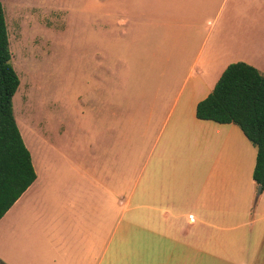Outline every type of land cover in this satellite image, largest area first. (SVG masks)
<instances>
[{
    "label": "crops",
    "instance_id": "obj_1",
    "mask_svg": "<svg viewBox=\"0 0 264 264\" xmlns=\"http://www.w3.org/2000/svg\"><path fill=\"white\" fill-rule=\"evenodd\" d=\"M159 1L88 25L105 37L78 114L99 133L54 138L37 104L36 177L0 218V264H264L256 147L195 114L229 63L264 72V0H228L217 32L221 0Z\"/></svg>",
    "mask_w": 264,
    "mask_h": 264
},
{
    "label": "rangeland",
    "instance_id": "obj_2",
    "mask_svg": "<svg viewBox=\"0 0 264 264\" xmlns=\"http://www.w3.org/2000/svg\"><path fill=\"white\" fill-rule=\"evenodd\" d=\"M0 1L7 27L11 63L20 80L12 101L22 138L27 143L35 139L38 103L39 118L44 120L50 131L53 130L54 138L78 137L81 128L94 133L93 122L90 120L84 126L85 119L86 122L88 120L78 114L82 109L79 98L82 99L86 90L84 68H88V62L98 61L95 52L99 50V40H104L105 36L102 34V39L100 27L92 26V40L89 41L86 35L90 30L88 25L90 21L95 24L101 22V9L104 11L102 21L105 22L107 18L108 23L112 22L111 19L115 17L106 16V12L131 7V0ZM165 2L162 0L158 4L164 8ZM228 4V0L220 2L223 9L215 32L226 17ZM211 42L212 34L205 52ZM23 129L27 130L29 138H26ZM95 133H99V130L96 129Z\"/></svg>",
    "mask_w": 264,
    "mask_h": 264
},
{
    "label": "trees",
    "instance_id": "obj_3",
    "mask_svg": "<svg viewBox=\"0 0 264 264\" xmlns=\"http://www.w3.org/2000/svg\"><path fill=\"white\" fill-rule=\"evenodd\" d=\"M19 77L11 52L0 1V218L36 177L13 113ZM196 117L240 127L256 147L252 177L264 190V72L236 61L229 63L212 91L196 105Z\"/></svg>",
    "mask_w": 264,
    "mask_h": 264
},
{
    "label": "bare ground",
    "instance_id": "obj_4",
    "mask_svg": "<svg viewBox=\"0 0 264 264\" xmlns=\"http://www.w3.org/2000/svg\"><path fill=\"white\" fill-rule=\"evenodd\" d=\"M15 67H16V66H15ZM23 131H24V135L26 136V138H29V135H28L27 130L23 129Z\"/></svg>",
    "mask_w": 264,
    "mask_h": 264
},
{
    "label": "water",
    "instance_id": "obj_5",
    "mask_svg": "<svg viewBox=\"0 0 264 264\" xmlns=\"http://www.w3.org/2000/svg\"><path fill=\"white\" fill-rule=\"evenodd\" d=\"M258 190H261V186L260 185L258 186Z\"/></svg>",
    "mask_w": 264,
    "mask_h": 264
}]
</instances>
